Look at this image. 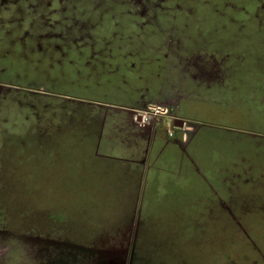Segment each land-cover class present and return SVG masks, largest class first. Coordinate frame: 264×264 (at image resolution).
Listing matches in <instances>:
<instances>
[{"label":"rangeland","instance_id":"rangeland-1","mask_svg":"<svg viewBox=\"0 0 264 264\" xmlns=\"http://www.w3.org/2000/svg\"><path fill=\"white\" fill-rule=\"evenodd\" d=\"M12 8H49V26ZM19 22L37 35L7 41L4 34ZM259 44L264 48V0H0V68L10 67L0 70V131L19 132L37 118L32 104L42 99L23 87H43L52 105L62 98L130 100L132 90L125 93L121 82L135 83L126 76L128 53L138 69L152 64L147 74L167 55L175 84L182 78L172 67L198 61L207 66L197 70L199 82L211 74L213 88L234 82L248 108L264 111ZM147 74L142 83L150 86ZM242 113L205 114L210 160H194L204 185L187 196L147 198L139 220L133 206L110 203L120 194L81 182L87 172L47 162L45 142L30 151L34 142L0 139V264H107L106 251L115 264H264V213L243 219L237 206L264 203V190L247 188L264 186V122ZM175 207L183 209L173 215Z\"/></svg>","mask_w":264,"mask_h":264},{"label":"crops","instance_id":"crops-1","mask_svg":"<svg viewBox=\"0 0 264 264\" xmlns=\"http://www.w3.org/2000/svg\"><path fill=\"white\" fill-rule=\"evenodd\" d=\"M12 9L17 10L19 16L25 17L31 13L34 24L41 25L43 20V24L49 26L46 22L48 20H45L49 8H44L43 14L40 12L42 8ZM61 14L59 20L63 19ZM23 26L25 25L19 22L15 25L14 31L7 30V34H4L5 39L7 41L12 39V42H15L37 35L30 28H22ZM35 28L41 30L39 31L41 35H48V31L42 32V27ZM260 45L256 47V51L264 52ZM251 49L247 47L244 50ZM127 55L128 57L124 58L131 62L128 63L129 75L126 76L136 84L143 85L137 87L134 83L129 87L130 80L127 82L121 80L123 84L128 85L125 93L129 92L128 89L132 90L130 100H75L60 97L64 99L63 102L60 105H52L48 97L53 96L43 87H23L33 96L42 99V103L32 104V109L37 112V118L34 121L30 120L29 124L27 121L23 122L24 129H19L21 130L19 132L8 133L3 128L4 132L0 131V139L13 138L12 140L22 141L24 145L26 141H30L31 144L34 142L30 151L39 148L40 142H45L42 145H47L49 151L46 154L47 162H56L65 168L71 166L69 170L80 168V175L87 172L88 174L83 175L85 180L81 182L93 183L91 186L94 188L108 189L113 196L115 193L120 194L122 199L117 201L116 198L110 203L125 205L126 210L133 206L132 215H136L139 220V213L147 198L160 197L162 192L174 194L175 197L187 196L189 192L195 193L198 184H202L197 181L200 166L195 163L198 161L207 164L208 158L210 160L206 144L212 136L204 134L203 130L211 124L205 121L207 117L204 116L207 112L216 109L219 115L227 113L235 119L240 117L242 112L248 111L245 115L252 118L261 117V121L264 122V111L256 109L253 105L248 108L249 105L244 102L246 92L234 85V82H230L229 85L223 80L221 85L217 84V88H213L214 79L210 73L209 78L198 76L201 78L199 82L195 74L197 70L206 69L207 66L203 65L205 68H202L198 61L176 63L172 68L179 71L177 77L182 79L180 83L175 84L173 78L176 79V74L167 71L165 58L167 55H161L163 62L160 57L157 59L158 66L156 65L149 74L146 73L147 69L151 71L152 64L149 61L145 64L139 62L141 68L138 69V63L132 61L133 54ZM210 65L209 70L212 72L213 60ZM7 68L10 67L2 66L0 70ZM146 74L152 78L150 86L142 83L143 79L147 78ZM219 99L232 101L228 104ZM239 102L243 104L239 105ZM153 104L166 107L168 112L156 116L148 125L141 124L136 118V111L145 110ZM45 111L48 114L46 116L43 114ZM180 120L183 121L181 126L178 125ZM49 146H53L51 151L48 150ZM252 169L250 166L244 169L249 172L245 173L247 178ZM259 176L264 178L262 173H259ZM221 184L225 186L224 177L221 178ZM206 186L210 187L208 184ZM247 188L264 190V186L258 185ZM246 202L254 204V201L239 203L237 205L239 213L243 215V219L246 217L257 220L258 216L253 215L264 213V203L251 206L250 209L244 206ZM134 205H138V208L134 209ZM181 209L183 207H175L171 212L175 215Z\"/></svg>","mask_w":264,"mask_h":264},{"label":"built area","instance_id":"built-area-1","mask_svg":"<svg viewBox=\"0 0 264 264\" xmlns=\"http://www.w3.org/2000/svg\"><path fill=\"white\" fill-rule=\"evenodd\" d=\"M167 112L168 109L166 107L159 104H153L145 110L136 111V118L141 124L147 125L153 121L156 116L160 114H166Z\"/></svg>","mask_w":264,"mask_h":264},{"label":"water","instance_id":"water-1","mask_svg":"<svg viewBox=\"0 0 264 264\" xmlns=\"http://www.w3.org/2000/svg\"><path fill=\"white\" fill-rule=\"evenodd\" d=\"M183 124V121L182 120H180V124H178V125H182ZM116 253H118L119 254V252H116ZM111 254V253H110ZM108 252L106 253V259H107V262H108V264H113V259H112V256L110 255ZM111 256V257H110Z\"/></svg>","mask_w":264,"mask_h":264},{"label":"flooded vegetation","instance_id":"flooded-vegetation-1","mask_svg":"<svg viewBox=\"0 0 264 264\" xmlns=\"http://www.w3.org/2000/svg\"><path fill=\"white\" fill-rule=\"evenodd\" d=\"M153 121H151L150 123H152ZM148 125V124H147ZM119 261V260H118ZM107 264H108V262H107ZM113 264H115L114 262H113ZM129 264H131V262H129Z\"/></svg>","mask_w":264,"mask_h":264}]
</instances>
